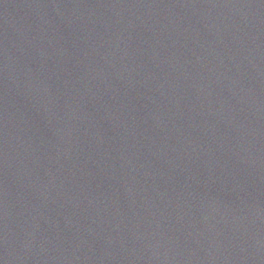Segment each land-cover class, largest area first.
Masks as SVG:
<instances>
[{
  "label": "water",
  "instance_id": "1",
  "mask_svg": "<svg viewBox=\"0 0 264 264\" xmlns=\"http://www.w3.org/2000/svg\"><path fill=\"white\" fill-rule=\"evenodd\" d=\"M0 264H264V0H0Z\"/></svg>",
  "mask_w": 264,
  "mask_h": 264
}]
</instances>
